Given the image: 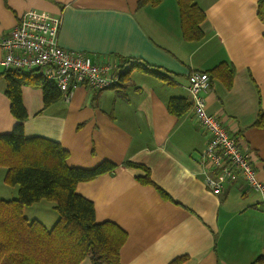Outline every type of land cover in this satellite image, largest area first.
Returning a JSON list of instances; mask_svg holds the SVG:
<instances>
[{"label":"crops","instance_id":"crops-1","mask_svg":"<svg viewBox=\"0 0 264 264\" xmlns=\"http://www.w3.org/2000/svg\"><path fill=\"white\" fill-rule=\"evenodd\" d=\"M258 1L194 0L205 15L204 36L190 43L180 31L176 0L140 7L138 0H0V37L25 11L47 12L61 19L60 47L95 62L138 60L168 76L165 82L136 68L115 88L78 86L66 97L59 92L47 106L41 87H21L26 137L58 142L68 153V167L93 169L105 161L116 166L79 183L76 192L93 203L96 223L110 222L125 232L121 264H169L182 256V264H258L264 257L261 195L241 179L222 181L223 192L212 194L200 164L206 133L191 110L177 117L167 109L172 98L190 102L189 74H208L220 64L232 68L229 89L208 79L206 113L245 144L264 184V128L254 126L264 111V17L257 15ZM5 88L0 77V135L19 123ZM5 173L0 167V198L7 201L18 188L4 183ZM48 203L25 207L23 215L50 229L58 215ZM78 264L92 263L86 257Z\"/></svg>","mask_w":264,"mask_h":264},{"label":"trees","instance_id":"trees-1","mask_svg":"<svg viewBox=\"0 0 264 264\" xmlns=\"http://www.w3.org/2000/svg\"><path fill=\"white\" fill-rule=\"evenodd\" d=\"M161 1L138 0L137 4L138 7L155 6ZM176 2L183 39L190 43L200 41L204 36L201 29L205 19L203 10L194 0ZM257 15L263 19L264 0L258 1ZM121 64L122 68L125 66L122 82L136 68L168 81V76L158 68L144 66L138 60L126 59ZM32 73L23 70L0 73L6 81L5 94L11 113L19 121L10 133L0 135V167L6 169L4 183L18 188L15 199L0 198V264H78L86 257L92 264H121L120 249L126 240L125 232L110 222L96 223L93 203L76 192L79 183L112 172L116 166L105 161L93 169L68 167V153L58 142L25 136L24 122L28 115L21 101L22 85L41 87L44 106L61 97L52 82ZM207 75L210 79L221 80L229 89L234 70L220 64ZM167 109L180 117L191 110V104L172 98ZM254 126L264 128V111H259ZM124 165L133 167L131 163ZM43 200L52 203L58 215L50 229L37 220L28 221L23 215L25 207ZM186 259L178 257L169 264H182ZM256 263L264 264V257H259Z\"/></svg>","mask_w":264,"mask_h":264},{"label":"built area","instance_id":"built-area-1","mask_svg":"<svg viewBox=\"0 0 264 264\" xmlns=\"http://www.w3.org/2000/svg\"><path fill=\"white\" fill-rule=\"evenodd\" d=\"M61 19L47 12L28 10L21 14L13 29L0 37L1 66L6 70L35 72L52 82L62 96L79 87L90 90L115 88L122 78L120 60L111 58L95 62L83 52L62 48L58 44ZM209 77L203 72L188 76L189 100L196 125L206 133L200 160L205 169V185L214 195L223 192L222 181L241 179L261 195L259 182L245 144L226 130L221 120L205 109L204 94Z\"/></svg>","mask_w":264,"mask_h":264},{"label":"rangeland","instance_id":"rangeland-1","mask_svg":"<svg viewBox=\"0 0 264 264\" xmlns=\"http://www.w3.org/2000/svg\"><path fill=\"white\" fill-rule=\"evenodd\" d=\"M48 204H51V203H48ZM26 215L28 216L29 215V213L26 211Z\"/></svg>","mask_w":264,"mask_h":264}]
</instances>
